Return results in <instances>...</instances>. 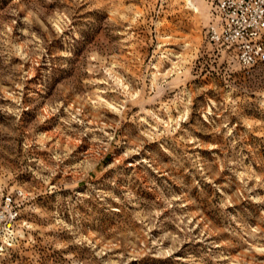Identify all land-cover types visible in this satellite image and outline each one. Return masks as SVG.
<instances>
[{
  "label": "rangeland",
  "instance_id": "374dc122",
  "mask_svg": "<svg viewBox=\"0 0 264 264\" xmlns=\"http://www.w3.org/2000/svg\"><path fill=\"white\" fill-rule=\"evenodd\" d=\"M208 0H0V264H264V64Z\"/></svg>",
  "mask_w": 264,
  "mask_h": 264
},
{
  "label": "built area",
  "instance_id": "2783aa9c",
  "mask_svg": "<svg viewBox=\"0 0 264 264\" xmlns=\"http://www.w3.org/2000/svg\"><path fill=\"white\" fill-rule=\"evenodd\" d=\"M212 19L206 39L215 47L231 48L243 68L264 64V0H208ZM18 205L6 195L0 203V237L13 229Z\"/></svg>",
  "mask_w": 264,
  "mask_h": 264
},
{
  "label": "crops",
  "instance_id": "0c3cea01",
  "mask_svg": "<svg viewBox=\"0 0 264 264\" xmlns=\"http://www.w3.org/2000/svg\"><path fill=\"white\" fill-rule=\"evenodd\" d=\"M210 10H211V7H210ZM211 12V11H210Z\"/></svg>",
  "mask_w": 264,
  "mask_h": 264
}]
</instances>
